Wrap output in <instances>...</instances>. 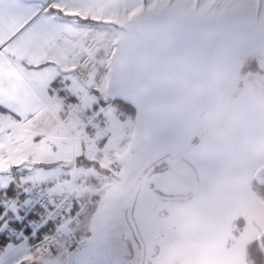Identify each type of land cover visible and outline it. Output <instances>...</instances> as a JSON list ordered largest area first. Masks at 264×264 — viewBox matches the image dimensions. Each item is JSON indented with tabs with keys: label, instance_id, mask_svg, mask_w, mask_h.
<instances>
[{
	"label": "snow or ice",
	"instance_id": "6c2138e0",
	"mask_svg": "<svg viewBox=\"0 0 264 264\" xmlns=\"http://www.w3.org/2000/svg\"><path fill=\"white\" fill-rule=\"evenodd\" d=\"M0 264H264V0H0Z\"/></svg>",
	"mask_w": 264,
	"mask_h": 264
}]
</instances>
